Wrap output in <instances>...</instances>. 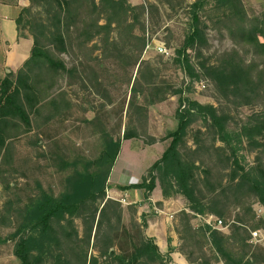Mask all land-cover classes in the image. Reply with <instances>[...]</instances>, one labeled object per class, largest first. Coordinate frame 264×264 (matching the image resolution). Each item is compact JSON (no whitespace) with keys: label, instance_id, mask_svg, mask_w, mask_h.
<instances>
[{"label":"trees","instance_id":"trees-1","mask_svg":"<svg viewBox=\"0 0 264 264\" xmlns=\"http://www.w3.org/2000/svg\"><path fill=\"white\" fill-rule=\"evenodd\" d=\"M36 1H45L51 22H35L37 29L29 31L34 38L31 56L16 72L8 71L0 79V174L14 164L17 139L37 134L72 106V100L65 91H58V86L61 78L72 79L78 71L59 56L72 49L74 39H79L81 46L92 43L97 47L96 37L102 36L108 44L116 27H126L142 48L146 45L144 37L133 34L139 25L137 12L144 13L146 3ZM214 1L213 9L218 14L213 28L222 35L227 31L234 46L215 52L214 62L204 60L198 70L189 50L204 56L211 44L202 14L208 1L196 0L190 5V30L176 50L178 61L191 77L209 78L223 99L238 105H261L262 109L251 114L236 132L228 126L230 116L218 106L181 97L177 126L166 135L171 139L168 148L135 187L144 188L148 198L158 181L165 197L182 195L186 199L188 208L177 216V233L179 250L189 264H213L206 258L192 261L185 250L184 242L201 247L204 239L223 264H264V246L255 244L251 233L264 231V218L258 217L253 207L255 200L264 205V13L249 15L243 0ZM17 21L21 24L22 15ZM197 119L205 123V130H196L192 147L187 139ZM210 135L213 138L208 144L203 137ZM134 136L124 133L126 139ZM242 139L257 152L249 168L242 164L236 148V141ZM104 141L100 156L86 161L81 173L74 172L65 192L42 189L20 209L23 219L13 234L18 237L13 254L21 264H170V256L146 234V220L140 222L132 214L127 226L122 202L108 196V180L122 140L104 131ZM217 141L223 144L217 145ZM6 188H11V182ZM207 214L225 222L234 215L235 221L228 231L193 224L197 215ZM78 217L83 223L81 235L76 225ZM1 219L0 215V226ZM116 246L118 252L113 250Z\"/></svg>","mask_w":264,"mask_h":264},{"label":"rangeland","instance_id":"rangeland-1","mask_svg":"<svg viewBox=\"0 0 264 264\" xmlns=\"http://www.w3.org/2000/svg\"><path fill=\"white\" fill-rule=\"evenodd\" d=\"M20 1L24 6L21 12L23 29L36 28V21L51 22L52 15L47 11L45 1ZM130 1L135 5L137 1L147 5L144 13L138 10L139 25L133 31L134 35L145 38V47L140 46L126 27H116L108 44L102 36L96 37L97 47L92 43L81 46L80 40L74 39L72 49L59 56L68 67L76 66L78 71L72 79L61 78L58 86V91H65L72 100V106L37 134L29 133L15 141L14 164L0 174V215L3 217L0 264H21L17 257H12L18 240L13 234L23 219L21 210L31 199L38 197L42 189L55 194L65 192L74 172L79 170L81 173L86 161L92 162L100 156L104 149V131L122 141L126 139L125 131L135 133V142L148 148L142 157L140 154L135 161L127 160L141 163L142 158L144 161L148 158L151 163L166 145L160 139L177 126L176 111L181 97L218 106L230 116L228 126L236 132H240L251 114L262 109L261 105H238L225 100L209 78H194L182 69L176 50L183 45L190 30V5L196 0ZM207 1L202 14L211 46L204 50V56L189 50L198 70L202 61L214 62L215 52L234 46L227 31L224 30L222 35L213 28L218 12L213 9L215 1ZM243 2L249 15L264 13V0ZM164 47L167 53L161 52ZM204 124L201 119L193 123L187 139L190 146H194L196 130H205ZM203 138L210 144L213 137ZM236 142L242 164L251 167L257 152L244 139ZM222 144L217 141V145ZM8 182H11L10 189L6 188ZM114 182L117 179H110V183ZM124 209V222L130 227L131 215L135 216V212H131L128 205ZM154 218L169 227L168 214ZM231 218L228 221L233 220L234 215ZM192 221L195 225L201 223L198 218ZM76 225L81 235L83 223L80 217L76 218ZM184 245L192 261L206 258L213 264H223L221 256L205 239L201 247L189 242ZM113 250L118 252L117 246ZM169 262L173 264V260Z\"/></svg>","mask_w":264,"mask_h":264},{"label":"crops","instance_id":"crops-1","mask_svg":"<svg viewBox=\"0 0 264 264\" xmlns=\"http://www.w3.org/2000/svg\"><path fill=\"white\" fill-rule=\"evenodd\" d=\"M129 2L132 3L130 0ZM135 3L138 5L140 2ZM23 7L20 0H0V79H3L8 71L16 72L31 56L34 38L17 21ZM160 140L164 141L166 145L163 146L160 156L151 163H149L148 158H146V161L142 158L141 163L139 161L133 163L139 158L140 154L142 157L145 148L148 147L139 145L135 142L134 137L122 141L120 154L109 177L108 189L110 191L108 196L118 200L125 199V203H122L123 206L128 205L129 208L134 209L135 218L140 222L143 218L146 220V234L155 239L161 252L169 255L173 260V264H189L185 255L179 250L181 241L177 233V227L179 226L178 213L188 208L185 198L182 195L165 197L158 181L148 198L145 197L144 188L135 187L143 182L144 176L148 174V169L161 158L171 141L166 136ZM112 178L117 179V182L110 183ZM163 214L169 216V219H167V221H170L169 227L162 222L160 224L154 218L155 216L158 218ZM12 257L16 259L13 253Z\"/></svg>","mask_w":264,"mask_h":264},{"label":"built area","instance_id":"built-area-1","mask_svg":"<svg viewBox=\"0 0 264 264\" xmlns=\"http://www.w3.org/2000/svg\"><path fill=\"white\" fill-rule=\"evenodd\" d=\"M161 52L167 53V49L161 48ZM122 203H125V199H120ZM253 207L258 215V217L264 218V205L261 204L260 201L255 200ZM198 220L205 225H208L215 229H220L223 231H228L229 225L233 223L235 220H230L225 222L224 219L213 215V214H207V215H197ZM252 241L255 244H264V231L262 229L253 230L252 232Z\"/></svg>","mask_w":264,"mask_h":264}]
</instances>
